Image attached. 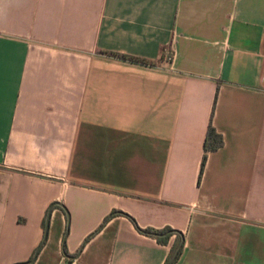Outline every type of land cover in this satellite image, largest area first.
Instances as JSON below:
<instances>
[{
    "label": "crops",
    "instance_id": "obj_1",
    "mask_svg": "<svg viewBox=\"0 0 264 264\" xmlns=\"http://www.w3.org/2000/svg\"><path fill=\"white\" fill-rule=\"evenodd\" d=\"M112 210L264 264V0H0V264H163Z\"/></svg>",
    "mask_w": 264,
    "mask_h": 264
},
{
    "label": "trees",
    "instance_id": "obj_2",
    "mask_svg": "<svg viewBox=\"0 0 264 264\" xmlns=\"http://www.w3.org/2000/svg\"><path fill=\"white\" fill-rule=\"evenodd\" d=\"M112 54L119 56L123 59H127L131 62H140V63L144 62V60L136 58V57L119 55V54H115V53H112ZM211 115H210V117H211ZM221 145H222V138H221L220 134H218L214 130V128L211 126L210 121H209L207 128H206L205 135H204L203 143H202V149H203L204 153L202 154L201 161H200L197 183L200 179L201 172H202V169L204 166L205 157H206L205 152L210 151V150H214V149L220 147ZM112 215L125 216L126 218H128V220H130L134 229L138 233L143 234V235L148 236V237H151L157 243L162 244V245H166L169 237L173 235L174 236L173 241L169 247L168 254H167L163 264H168L169 262H171L170 264L175 263V261L177 260L179 254H180V251L182 249L183 236H182L181 232H179L178 230L171 229L169 227H163L161 229H153V228H148V227L147 228H139L130 216H128L127 214H125L121 211H118V210H112L104 219H106L107 217L112 216ZM64 253H65V251H64ZM34 254H35V251L32 252L29 259L24 264H29L34 257Z\"/></svg>",
    "mask_w": 264,
    "mask_h": 264
},
{
    "label": "water",
    "instance_id": "obj_3",
    "mask_svg": "<svg viewBox=\"0 0 264 264\" xmlns=\"http://www.w3.org/2000/svg\"><path fill=\"white\" fill-rule=\"evenodd\" d=\"M50 209H51V206L47 209V212H46V218H45V221H44V231L46 230L47 228V225H48V216H49V213H50ZM36 251L37 249L35 250V254H36ZM34 254V256H35ZM34 258V257H33ZM25 262H22V263H18V264H24ZM171 262H169L168 264H170Z\"/></svg>",
    "mask_w": 264,
    "mask_h": 264
},
{
    "label": "built area",
    "instance_id": "obj_4",
    "mask_svg": "<svg viewBox=\"0 0 264 264\" xmlns=\"http://www.w3.org/2000/svg\"><path fill=\"white\" fill-rule=\"evenodd\" d=\"M170 57H171V55L168 54V55H167V59H170ZM66 264H76V263H75V261H74L73 259H70V260H68V261L66 262Z\"/></svg>",
    "mask_w": 264,
    "mask_h": 264
}]
</instances>
